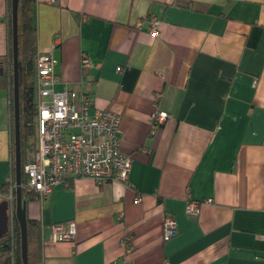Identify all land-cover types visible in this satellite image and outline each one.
Segmentation results:
<instances>
[{"label": "crops", "instance_id": "0c3cea01", "mask_svg": "<svg viewBox=\"0 0 264 264\" xmlns=\"http://www.w3.org/2000/svg\"><path fill=\"white\" fill-rule=\"evenodd\" d=\"M7 12L0 0V59ZM34 15L36 50L56 60L54 91L79 89L89 56L90 113L121 116L120 151L132 159V190L77 178L26 202L42 264H264V0H35ZM155 110L168 118L153 128ZM9 112L0 88V187L11 176ZM189 201L200 203L195 218ZM165 216L177 229L168 240ZM68 222L72 242H46Z\"/></svg>", "mask_w": 264, "mask_h": 264}, {"label": "built area", "instance_id": "2783aa9c", "mask_svg": "<svg viewBox=\"0 0 264 264\" xmlns=\"http://www.w3.org/2000/svg\"><path fill=\"white\" fill-rule=\"evenodd\" d=\"M57 1V0H53ZM160 21L152 18L148 22L151 35L158 34ZM56 60L51 51L38 52L34 57V105L37 126L36 147L23 166L26 189L33 199L41 202L48 198L54 188L66 185L77 178L91 179L97 184L105 182L122 183L132 190L128 177L131 157L120 151L121 116L109 110L93 106L92 80L88 75L96 65L85 53L80 56L81 81L79 89H65L55 92L58 82L55 73ZM117 71H121L117 68ZM160 97L155 95V101ZM168 115L155 110L152 116L153 128L162 124ZM152 129L151 132H153ZM16 188V187H15ZM0 198L8 199V231L11 251L14 243V199L12 185L9 194ZM136 201H140L139 198ZM210 201L207 200L206 203ZM200 203L189 201L185 212L189 217H197ZM76 229L73 222L56 223L51 226V234L46 242L56 244L72 242ZM177 234L172 217L165 216L162 223V238H173ZM129 242V237L126 236ZM127 242V243H128ZM43 245V240H41ZM125 244L126 254L130 248ZM123 264H129L124 262Z\"/></svg>", "mask_w": 264, "mask_h": 264}, {"label": "trees", "instance_id": "16d2710c", "mask_svg": "<svg viewBox=\"0 0 264 264\" xmlns=\"http://www.w3.org/2000/svg\"><path fill=\"white\" fill-rule=\"evenodd\" d=\"M35 0H18L17 8V40H18V83H19V123H20V161H21V195L26 202L32 195L25 187L26 176L23 166L36 147L37 126L34 105V57L37 48V29L34 15ZM8 41L7 56L0 59V88L9 93L10 114V156L11 176L0 187V195H8L12 185V196H15L14 181V133H13V64H12V23L11 0H7ZM14 205V203H13ZM27 222V264H42L41 230L36 221ZM14 246L11 251L9 237L0 239V264H22L20 258V231L14 217Z\"/></svg>", "mask_w": 264, "mask_h": 264}, {"label": "water", "instance_id": "95a60500", "mask_svg": "<svg viewBox=\"0 0 264 264\" xmlns=\"http://www.w3.org/2000/svg\"><path fill=\"white\" fill-rule=\"evenodd\" d=\"M17 8L18 0H11L12 23V64H13V143H14V181H15V219L20 231V258L27 264V222L26 201L21 195V161H20V123H19V83H18V40H17ZM30 193V192H29ZM8 201H0V239L8 231Z\"/></svg>", "mask_w": 264, "mask_h": 264}, {"label": "rangeland", "instance_id": "374dc122", "mask_svg": "<svg viewBox=\"0 0 264 264\" xmlns=\"http://www.w3.org/2000/svg\"><path fill=\"white\" fill-rule=\"evenodd\" d=\"M11 96H12V102H13V93H12ZM29 156H30V154L28 155V157H29ZM27 160H28V158H27ZM27 160H26V161H27ZM13 198H14V197H13ZM1 200H3V198H0V201H1ZM4 200H5V199H4ZM129 241H130V240H129ZM122 242H123V245H124V247H125V244L128 242V240L126 239V237L123 239ZM128 244H129V242L127 243V245H128ZM13 246H14V243H13ZM10 247H11V246H10Z\"/></svg>", "mask_w": 264, "mask_h": 264}, {"label": "flooded vegetation", "instance_id": "af4514ba", "mask_svg": "<svg viewBox=\"0 0 264 264\" xmlns=\"http://www.w3.org/2000/svg\"><path fill=\"white\" fill-rule=\"evenodd\" d=\"M13 199H14V198H13ZM7 201H8V199H7ZM13 203H14V217H15V200H14ZM8 204H9V201H8ZM7 209H8V207H7ZM7 216H8V213H7ZM6 235H7V234H6ZM7 236H8V235H7ZM4 237H5V236H4ZM4 237H3V238H4Z\"/></svg>", "mask_w": 264, "mask_h": 264}]
</instances>
